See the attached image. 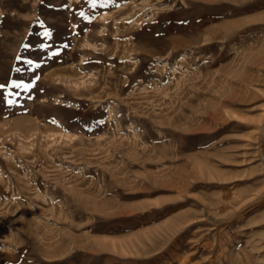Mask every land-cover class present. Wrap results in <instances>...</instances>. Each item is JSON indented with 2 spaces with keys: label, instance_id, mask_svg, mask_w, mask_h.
<instances>
[{
  "label": "rangeland",
  "instance_id": "1",
  "mask_svg": "<svg viewBox=\"0 0 264 264\" xmlns=\"http://www.w3.org/2000/svg\"><path fill=\"white\" fill-rule=\"evenodd\" d=\"M0 84V264H264V0H0Z\"/></svg>",
  "mask_w": 264,
  "mask_h": 264
},
{
  "label": "snow or ice",
  "instance_id": "2",
  "mask_svg": "<svg viewBox=\"0 0 264 264\" xmlns=\"http://www.w3.org/2000/svg\"><path fill=\"white\" fill-rule=\"evenodd\" d=\"M48 35H50V33H45V36H48ZM28 63L29 64H31L32 62L31 61H28ZM17 71H19V69L17 70ZM13 86L14 87H20V85H18V84H15V82H13ZM2 87H4V84H0V88H2Z\"/></svg>",
  "mask_w": 264,
  "mask_h": 264
},
{
  "label": "bare ground",
  "instance_id": "3",
  "mask_svg": "<svg viewBox=\"0 0 264 264\" xmlns=\"http://www.w3.org/2000/svg\"><path fill=\"white\" fill-rule=\"evenodd\" d=\"M227 114L230 116V117H233V116H235L236 114L234 113V112H229V110H228V112H227ZM229 258V257H228ZM227 259V258H226Z\"/></svg>",
  "mask_w": 264,
  "mask_h": 264
}]
</instances>
